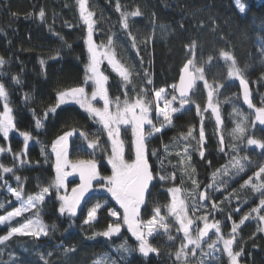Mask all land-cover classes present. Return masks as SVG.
<instances>
[{
  "label": "trees",
  "instance_id": "trees-1",
  "mask_svg": "<svg viewBox=\"0 0 264 264\" xmlns=\"http://www.w3.org/2000/svg\"><path fill=\"white\" fill-rule=\"evenodd\" d=\"M235 1L86 0L87 10L92 13L94 21L93 40L98 51H110L117 61L132 71L131 83L125 84L107 63H101V71L108 76L106 87L112 106L117 98L123 104L126 98L131 102L142 97L151 102L150 116L153 119L155 91L164 88L171 99L174 94L171 86L176 84L181 69L191 60V71L202 69L204 79L215 89L213 103L219 106L223 122L217 126L211 110L205 111L208 89L204 87V81L197 80L188 106L174 113L172 123L162 127L160 133L146 142L154 176L167 177L164 181L158 178L152 181L145 205L141 206L143 222L150 220L154 209L159 207L164 223L168 225L167 230L157 225L155 234L148 239L157 253L144 257L138 252V241L123 224V212L106 193L92 191L84 209L75 217H69L59 214V201L52 189L40 211V218L49 226V235L38 240L29 236H12L0 244V264H98L113 259L118 264H230L222 250V241L217 246L220 251L208 248L209 243L218 239L213 230L194 253V246L188 245L184 249L186 254L177 259L176 253L187 241L183 232L178 231L175 217L168 213L171 203L168 190L171 187L181 189L180 198L188 204V216L194 225L203 226L202 218L207 215L209 223L219 221L220 235L225 239L232 237L233 223L239 225L233 244L234 252L243 248L238 264H264V231H261L264 221L259 219L264 215V209L259 213L252 212L264 197L260 192H253L251 184L242 187L249 177L253 184L264 182L255 176L264 166V149L247 144L249 138L264 141V128L253 123L255 112L243 103L239 79L228 76L234 61L248 82L253 103L262 106L264 0H240L246 8L243 15L237 11ZM41 10L45 14L43 18L39 15ZM134 11H139L140 15H131ZM125 17L127 29L123 26ZM133 37L135 48L132 47ZM86 38L87 26L80 18L78 0H0V57L5 60L0 66V83L9 93L16 124V130L9 134L8 140L0 135V147L11 148V152L0 153V165L14 170L13 173H3L0 180V204L4 205L0 208V216L16 207L14 197L8 192L9 187L17 190L22 187L26 199L54 180L55 157L51 153V144L67 131L75 130L68 140L70 160L95 159L100 174L109 175L106 160L110 156V144L95 118L73 104L62 105L55 113L44 115L55 105L58 91L78 86L91 91V85L83 84L88 61ZM223 52H227L232 60H225L221 55ZM41 59L45 61L43 66ZM149 79L151 84L147 82ZM179 105V101H175L174 106L178 108ZM2 110L3 102L0 101ZM237 113L248 117L245 136L240 140L231 136L242 118ZM36 119L42 121L43 127L36 128ZM161 121L156 126L160 127ZM201 121L205 131L203 158L199 155L201 146L198 143ZM190 128L195 138L185 140L183 137ZM20 131H28L34 137L29 141L26 156L21 155V159L29 162L23 166L14 159V154L24 152ZM81 131L88 135V140L98 137L102 150L93 154V150L87 148V141L80 137ZM221 136L223 151L220 150ZM121 138L125 140V158L129 159L132 155L130 132L122 128ZM42 146L48 155L47 161L41 155ZM153 151L157 154L152 155ZM236 159L243 165V172L233 167ZM225 169L228 175L224 174ZM15 176H20L21 181L17 182ZM201 192L208 199L199 201ZM194 201L198 205L196 210L192 208ZM97 203L101 208L96 220L84 224L88 209ZM110 208L121 213L118 221L109 215ZM245 215H249V219L241 225L239 222ZM29 218H36L35 210L6 223L0 228V236ZM115 222L121 224L118 235L111 239L94 236ZM192 236L195 238L193 231ZM125 242L137 250L118 252V246ZM121 255L123 260H120Z\"/></svg>",
  "mask_w": 264,
  "mask_h": 264
},
{
  "label": "snow or ice",
  "instance_id": "snow-or-ice-1",
  "mask_svg": "<svg viewBox=\"0 0 264 264\" xmlns=\"http://www.w3.org/2000/svg\"><path fill=\"white\" fill-rule=\"evenodd\" d=\"M78 3L80 18L83 21V24L87 26V38L85 44L87 47L88 61L85 65L83 84L88 85L90 82L93 91L91 92L90 97L84 86L69 87L62 91H58L55 105L50 107L44 115L46 117L48 112L55 113L62 105L74 103L79 105V107L87 112L90 117L95 118L97 122L102 125L103 130L107 133L108 140L111 142V155L107 158V163L111 165V175L102 176L98 171V162L95 159H78L76 161H70L68 159V140L75 130L67 131L63 135L58 136V138L51 144V153L54 154L55 157V178L49 186L41 187L35 195H28L26 199L24 198L22 187L20 190L11 187L8 188V192L15 198V201L18 202V206L12 211H9L6 215L0 216V226H3L6 221H12L13 218L21 217L25 213L33 212L34 210L36 218H29L26 222L11 227L6 235L0 236V244H4L14 235L29 236L37 240L42 236L47 237L49 235V226L40 218V211L41 205L45 201V197L50 194V190H55L56 199L59 201V214L61 216L66 214L69 217H75L86 194L93 190V182L97 181L99 188L110 194L111 198L119 205V208L123 210V224L127 226L128 232H130L131 235L135 237L136 241H138V252L144 257H148L150 253H157V249L152 247L149 243L148 237L153 236L157 225L165 230L168 229V225L164 223V217L161 216V209L159 207L154 209V215L146 223L141 220V206L145 205L146 193L149 192L150 184L157 178L161 181L167 179L165 175L157 174L154 176L152 167L149 163L146 142L154 134L160 133L162 127L172 123L173 114L179 111L178 108L173 107V103L177 101V99H179L181 108L189 103V92L194 88L197 80L204 81V87L208 89V103L205 111L211 109L212 114L215 116L217 126L221 125L223 121L219 106L213 103L215 89L204 79L202 69L196 68L194 72L189 70V66L193 64V62L189 60L183 66L179 77V83L171 86L173 93L178 92V97L173 94L171 95V99H169V93L166 92L164 88H161L154 93L155 101L157 102L155 105L157 119L159 120V118L162 117L160 127L156 126L149 116V113L152 111L150 106L151 102L142 97L131 102L126 98L123 104H121L119 98H117L115 109L110 110V104H112V101L109 99L106 87L108 76H106L100 68L102 59H107L112 70L125 82V84L131 83L132 71L117 61L110 51H98L97 45L93 40L94 21L92 20V13L87 10L86 0H78ZM236 4L241 13L245 12V6L240 3V0H236ZM117 10L119 11V6L117 7ZM39 15L41 18L44 17L45 14L43 10L40 11ZM131 15L139 16L140 12L134 11ZM123 26L125 29L128 28L126 17ZM109 44H111V40H109ZM132 47H136L134 37L132 38ZM221 55L225 60H232V57L227 52H223ZM4 64V58L0 57V66H3ZM40 64L43 66L45 61L41 59ZM144 75L147 76V73L145 72ZM228 76L239 79V84L243 89V101L249 109H254L255 112V120L253 123L258 121L261 126H264V101H261L262 106H256L253 103L248 82L243 78L240 69L235 66L234 61L229 67ZM12 79L16 83H19V80L16 77H13ZM147 82L151 84L152 81L149 79ZM97 97L103 100V108H98L93 105L92 101L96 100ZM25 98H28L27 94H25ZM0 101L3 102V110L0 111V135H2L5 140H8L9 134L16 130V124L14 121L13 108L10 106L9 102V93L3 83H0ZM161 101L163 102V107L160 106ZM196 110L199 114V105L196 106ZM33 114L35 115V113ZM237 115L242 118L236 123L235 128L231 132V136L235 140H240L245 136V124L248 117L243 116L242 113H237ZM146 125L151 126L147 133L145 132ZM35 126L37 129L43 127L42 121L36 119ZM121 126H126L125 131H127L128 126H130V148L131 151L134 152L133 159L125 158V140L121 138ZM79 135L83 140L87 141V148L93 150V154L97 150H102L98 137L93 140H88V135L84 131H81ZM19 136L23 138L24 152L14 154V159L23 166L29 162L26 159H21V155L26 156L29 141L33 140L34 137L28 131H20ZM183 138L185 140H188L189 138L194 139L193 130L190 128ZM204 141L205 131L203 128V121H201L198 141L201 146L199 152L201 158L204 157V151L202 150ZM223 143L224 139L221 136V151L224 150ZM247 144L256 145L259 148L264 149V141L259 139L249 138L247 139ZM233 148H235V145H233ZM5 151L11 152V148L9 147L6 149L0 147V153ZM40 152L41 155L44 156L45 161H47L48 155L43 146L41 147ZM156 154L155 151L152 152V155ZM69 167L71 168L70 172L66 171ZM233 167H237L240 172L244 171V167L240 164L239 159L235 160ZM13 171L12 167L0 165V180L3 179V173H13ZM74 174H78L80 183L71 189V194L69 195L66 192V180L69 176ZM224 174L228 175L227 169H225ZM214 175L216 174L214 173ZM255 176L258 179H264V166L259 168V171L255 173ZM15 179L17 182L21 181L20 176H15ZM192 183L198 187L195 180H193ZM249 184H251L253 192H260L261 196L264 197V191H262L264 190V182L253 184L252 178L249 177L242 187ZM62 189L65 190V194L63 195L60 194ZM168 191L171 194V203L168 205V213L175 217V220L179 225L178 231L183 232V238L187 241V244H183L181 250L176 253L177 259L179 260L181 255L186 254L184 249L187 248L188 245L194 246L192 249L194 253L195 249L201 247L202 238L207 237L211 229H215L218 239L213 243H209L208 248L220 251L217 246L222 241V250L227 254L230 264H238V257L242 255L243 248H241L240 251L234 252L233 244L235 243L234 234L237 232L239 225L233 223L231 229L233 235L231 238L225 239L220 235L219 221L209 223L208 216L205 215L202 218L204 221L203 227L195 229L198 234L193 238L192 230L194 221L188 216V204L184 199L180 198L181 189L179 187H171ZM206 199H208L207 195L204 192H201L199 194V201H205ZM3 207L4 205L0 204V208ZM197 207L198 205L194 201L192 205L193 210H196ZM213 207L215 208L216 205L213 204ZM100 208L101 204L99 203L89 208L84 224H89L92 221H95L97 218V211ZM261 209H264V198L260 199L259 207L253 208L252 212L259 213ZM236 211H239V209L237 208ZM109 215L117 218L118 221L121 213L114 208H110ZM229 219H231L230 216ZM248 219L249 215H245L239 223L242 225ZM259 219L264 221V215H260ZM51 227L55 229V225H52ZM261 231H264V229H261ZM120 232L121 224L115 222L109 223L106 230L94 233V236H102L111 239ZM136 250L137 249L130 248L126 242L121 243L117 248V251L122 253H131ZM65 251L67 252L69 249H65ZM123 259L124 257L121 255L120 260ZM45 264H47V262H45ZM98 264H118V261L113 259L110 261H100Z\"/></svg>",
  "mask_w": 264,
  "mask_h": 264
},
{
  "label": "rangeland",
  "instance_id": "rangeland-1",
  "mask_svg": "<svg viewBox=\"0 0 264 264\" xmlns=\"http://www.w3.org/2000/svg\"><path fill=\"white\" fill-rule=\"evenodd\" d=\"M257 1H262V0H257ZM240 3H241V1H240ZM235 7H236V9H237V11L241 14V15H243L245 12H243V13H241L240 11H239V8H238V6H237V4H236V1H235ZM246 9V8H245ZM102 52V51H101ZM102 62H105V63H107L108 64V61H107V59H102ZM109 65V64H108ZM110 66V65H109ZM111 67V66H110ZM91 85V83L89 82V86ZM93 91V87H92V85H91V91H89V92H87V94L89 95V97L91 96V92ZM153 98H154V118L152 119L151 118V112L149 113V116H150V118L153 120V122L156 124L158 121H160V120H162V117L161 118H159V120L157 119V115H156V112H155V105H156V101H155V95H153ZM92 103H93V105L95 106V107H98V108H103V100H101L99 97H97L96 98V100H93L92 101ZM175 103V102H174ZM174 103H173V107H175L174 106ZM70 104H73V105H76V104H74V103H70ZM67 105V104H66ZM77 106H79V105H77ZM160 106L161 107H163V102L161 101L160 102ZM188 106V104L187 105H184L182 108H181V106L179 105V107H178V109L180 110V109H184V108H186ZM115 109V105H113L112 106V104H110V110H114ZM211 110V109H210ZM213 117H214V119H215V116L213 115ZM96 120V119H95ZM101 125V124H100ZM102 126V125H101ZM166 126H168V125H166ZM125 127L126 126H121V131H122V128L123 129H125ZM150 128H151V126H149V125H146L145 126V132L147 133L149 130H150ZM128 131L130 132V135H131V131H130V126H128ZM106 136H107V133H106ZM108 139V138H107ZM108 142H109V144H110V155H111V142L108 140ZM134 158V152H132V155H131V157H129V159H133ZM68 159L70 160V158H69V154H68ZM71 161V160H70ZM55 162V161H54ZM106 163H107V160H106ZM107 165H108V167H109V169H110V172H109V175H111V165L110 164H108L107 163ZM66 171H71V168L69 167V168H67L66 169ZM74 182V180H73V175H71V176H69L68 178H67V180H66V184H67V190H66V192H67V194H69L70 195V193H71V189L73 188V187H75L76 186V183H73ZM92 191H94V192H102V193H106L110 198H111V196H110V194H108L106 191H104L103 189H101V188H99V186H98V182L97 181H94L93 182V190ZM60 194L61 195H63V194H65V190L64 189H62L61 190V192H60ZM14 199V201H15V198H13ZM112 199V198H111ZM113 200V199H112ZM113 202L116 204V202L113 200ZM15 203H16V207L18 206V202L17 201H15ZM117 205V207L119 208V205L118 204H116ZM121 211L123 212V210L121 209ZM17 218V217H16ZM15 218H13V220H14ZM8 222H10V221H6L5 222V224L6 223H8ZM4 224V225H5ZM3 225V226H4ZM2 226H0V228H1ZM199 226L198 225H193V232H194V234H195V236L198 234L196 231H195V229L196 228H198ZM201 227H203V226H201ZM157 228V227H156ZM211 230H213L214 231V233H215V229H211ZM156 232V231H155ZM155 232L153 233V235L155 234ZM152 237V236H151ZM151 237H148V239H150ZM204 239H206V237H204V238H202V240H204ZM201 240V241H202Z\"/></svg>",
  "mask_w": 264,
  "mask_h": 264
},
{
  "label": "water",
  "instance_id": "water-1",
  "mask_svg": "<svg viewBox=\"0 0 264 264\" xmlns=\"http://www.w3.org/2000/svg\"><path fill=\"white\" fill-rule=\"evenodd\" d=\"M182 69H183V68H182ZM182 69H181V71H180V74H181V72H182ZM189 70L191 71L190 66H189ZM180 74H179V77H180ZM178 83H179V78H178L176 84H178ZM192 90H193V89H192ZM192 90L189 92V97H190V94H191ZM240 92H241V96H242V100H243V89H242L241 85H240ZM174 94H175L177 97L179 96L178 92H175ZM177 100L179 101V99H177ZM243 103H244V101H243ZM244 105L247 106L245 103H244ZM257 123H258L259 127L264 128V126H261V125L259 124L258 121H257ZM73 180L76 182V186L80 183L78 174H74V175H73ZM150 185H151V184H150ZM149 190H150V186H149ZM148 193H149V192H148ZM148 193H146V197H147ZM70 194H71V193H70ZM91 195H92V191H90L89 193L86 194L84 200L81 202V206H80V208L78 209L77 214H79V213L84 209V207H85L87 201L89 200V198L91 197ZM210 231H211V230H210ZM210 231H209V235H210ZM209 235H208V236H209Z\"/></svg>",
  "mask_w": 264,
  "mask_h": 264
},
{
  "label": "flooded vegetation",
  "instance_id": "flooded-vegetation-1",
  "mask_svg": "<svg viewBox=\"0 0 264 264\" xmlns=\"http://www.w3.org/2000/svg\"><path fill=\"white\" fill-rule=\"evenodd\" d=\"M69 150H70V143H69V141H68V153H69Z\"/></svg>",
  "mask_w": 264,
  "mask_h": 264
}]
</instances>
